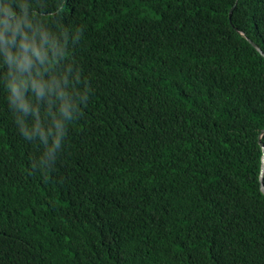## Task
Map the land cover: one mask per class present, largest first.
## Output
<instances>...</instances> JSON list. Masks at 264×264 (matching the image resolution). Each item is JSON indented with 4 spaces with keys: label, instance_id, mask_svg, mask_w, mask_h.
I'll list each match as a JSON object with an SVG mask.
<instances>
[{
    "label": "trees",
    "instance_id": "obj_1",
    "mask_svg": "<svg viewBox=\"0 0 264 264\" xmlns=\"http://www.w3.org/2000/svg\"><path fill=\"white\" fill-rule=\"evenodd\" d=\"M18 5L28 38L0 24V264H264V0ZM22 45L47 49L26 111L6 90Z\"/></svg>",
    "mask_w": 264,
    "mask_h": 264
},
{
    "label": "clouds",
    "instance_id": "obj_2",
    "mask_svg": "<svg viewBox=\"0 0 264 264\" xmlns=\"http://www.w3.org/2000/svg\"><path fill=\"white\" fill-rule=\"evenodd\" d=\"M17 0H0V24H3L5 31H11L12 35L10 37H7V39L12 40L16 36L17 33H20L21 35H24L23 29L21 28V23L23 22L25 26H27V12L26 9L23 8L22 5H18V8H14L12 5L13 3H16ZM66 4V1H64L63 5ZM63 5L60 7L59 10L63 8ZM57 10L56 12H58ZM28 37L24 35V39H27ZM251 42V41H250ZM252 45H257L253 42H251ZM258 46V45H257ZM47 47H50L52 49L57 48V44L55 41H49ZM255 47V46H254ZM259 47V46H258ZM260 48V47H259ZM256 49V47H255ZM261 49V48H260ZM257 50V49H256ZM258 51V50H257ZM262 51V49H261ZM47 49L46 48H35L33 47L31 49V52L29 53V49L27 46L22 45V52H18L17 54L13 55L12 53L8 52L6 53V60L10 64H15L18 71L12 74L11 79L7 81V92L12 94L16 101L19 102V106L21 108H24L25 111L27 110L26 105L23 102L22 92L24 88L31 83L33 86H35V81L31 79V74L29 73L27 77H25L23 74L27 70L29 64L31 63V57L34 56L36 58H42L46 55ZM263 52V51H262ZM264 53V52H263ZM262 55V54H261ZM263 56V55H262ZM264 57V56H263ZM57 62V57L53 55L52 59L49 60L48 66L55 65ZM57 95L62 98L63 102L60 105V111L61 113L67 115L69 113L70 104L68 102V97L63 91V89H59L57 91ZM21 124L23 125V121H21ZM61 128L59 127V123L57 124L56 134L53 137V143L48 148L47 155L51 157L54 161L56 160V156L54 155L55 149L60 146L61 144ZM264 129L261 131L259 136V143L262 149V172H261V190L263 191L264 186V163H263V157H264V143H262V138L264 136ZM25 135H30L29 132L25 131ZM43 135V133H41ZM264 192V191H263Z\"/></svg>",
    "mask_w": 264,
    "mask_h": 264
},
{
    "label": "water",
    "instance_id": "obj_3",
    "mask_svg": "<svg viewBox=\"0 0 264 264\" xmlns=\"http://www.w3.org/2000/svg\"><path fill=\"white\" fill-rule=\"evenodd\" d=\"M256 47V49L264 56V53L261 51V49L257 46L254 45ZM264 132V131H263ZM263 163H264V157H263ZM263 191H264V186H263Z\"/></svg>",
    "mask_w": 264,
    "mask_h": 264
}]
</instances>
